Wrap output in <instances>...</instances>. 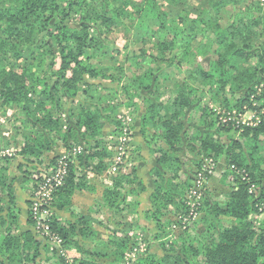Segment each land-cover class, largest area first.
Segmentation results:
<instances>
[{"label":"trees","instance_id":"trees-1","mask_svg":"<svg viewBox=\"0 0 264 264\" xmlns=\"http://www.w3.org/2000/svg\"><path fill=\"white\" fill-rule=\"evenodd\" d=\"M173 3L182 0H171ZM132 8V10H131ZM153 15L158 27L139 28L134 48L124 65H103L96 61L104 52L103 35L135 17ZM77 18L75 25L71 22ZM215 57L212 69L203 68L197 58ZM104 80L115 87L91 83ZM262 84V86H260ZM168 89V98L160 101ZM150 95H144V92ZM79 97L71 109V121L56 115L62 97ZM208 96L231 113L224 123L221 111L202 101L195 125L185 127L183 119L193 98ZM145 101L141 112L138 100ZM256 103V105H254ZM0 106H16L21 114L17 126L22 136L18 154L24 159L23 181L31 182L55 166L58 159L41 168L45 151L55 137L71 135L87 143L80 165L96 174L107 170L114 159L113 146L104 134L107 124L121 127L123 109L139 113L141 134L156 166L151 169L152 208L144 212L160 232L153 235L146 254L131 264H264V4L261 0H207L200 10L181 9L173 16L155 0L137 5L131 0H0ZM248 106L261 117L254 126L238 123L234 110ZM221 108V107H220ZM263 111V112H262ZM228 116V115H226ZM206 127L205 131L201 128ZM236 130L239 137L222 143L217 133ZM191 133V134H190ZM70 134V135H69ZM185 141L202 158L227 165L221 182L230 184L228 200H203L199 207L206 229L201 238L180 236V248L171 244L164 255L151 251L154 242L170 235L167 216L189 209L186 201L191 177L182 175L180 153ZM132 145V144H131ZM11 159L0 156V264H71L57 259L44 245L34 227L30 206L26 227L22 209L10 176ZM41 178V176L39 177ZM255 185L256 190L250 191ZM88 187L76 165L68 160V174L54 192L51 229L63 245L84 255L72 264H122L132 242L127 223L138 214L140 200L129 199L147 190L139 181L136 164L113 176L105 188L100 206L115 216L116 227L108 240L100 239L92 226V213L76 214L65 220L60 211L70 210L75 192ZM89 189L93 187L89 184ZM262 208V209H261ZM234 219L230 226L221 217ZM82 240V241H81ZM87 240L89 247H84ZM104 259V261H101Z\"/></svg>","mask_w":264,"mask_h":264},{"label":"rangeland","instance_id":"rangeland-1","mask_svg":"<svg viewBox=\"0 0 264 264\" xmlns=\"http://www.w3.org/2000/svg\"><path fill=\"white\" fill-rule=\"evenodd\" d=\"M95 1L97 5L101 4V0ZM131 1L140 6L144 0ZM155 1L162 6L163 10L165 8H169V11L173 16H177L181 9H189L192 12L198 11L204 7L207 2V0H182L181 2L176 1V3H173L171 0ZM152 18L153 15L143 18L140 21L136 20L135 17L125 19L122 25L112 28L109 32L104 34L103 42L105 54L96 61L102 62L103 65H124L126 56L130 55L133 51L134 40L140 37V34L137 33V30L139 28L145 29V27L153 28L159 26L158 24L152 22ZM76 22L77 18H75L71 24L75 25ZM214 60L215 57L212 55L200 56L197 58V62L207 70L212 69ZM88 81L91 83H100L105 87L116 86V84H111L104 80L100 81L88 79ZM260 86H262V84ZM162 91H164V94L161 96L160 101H162V99L166 100L168 98V89L165 88ZM144 95L149 96L150 92L146 91L144 92ZM78 99L79 97H71L69 95L62 97L61 103L63 104V107H61V110L58 108H53L54 113L56 115H60V117L67 122L71 121L70 112ZM138 101L141 112L145 111V101L143 99H139ZM202 101L209 102L210 105L215 107L218 111H221L222 115L227 113L226 115L228 116L224 115L221 118L223 123L227 120H231V113L226 111L222 105L213 103L208 96H203L202 98H193V103L189 107L183 119L187 129L189 127H193V125H195L194 121L198 120V107ZM254 105H256V103H254ZM134 110L135 109H123L121 114L123 125L121 127L107 124L104 128V134L106 135L110 145L113 146L115 154L113 164L103 173L96 174L86 165H80L78 156L80 154L86 153L87 143L82 138H78L76 141L70 134L67 140H65L63 134L64 132L55 137V143L50 150L45 151L44 162L41 164V168H43L45 165H48L52 159L57 157V163L62 157H66V159L72 160V162L75 163L78 176L85 177V180L88 182V187H84L80 190L78 189L72 197L71 209L62 210L60 211V214L65 220L76 221V214L92 213L94 218L98 220L94 221L92 226L97 230L98 237L104 240H108L112 230L116 227L115 216H113L114 214L111 212V210H109L107 207L100 206L105 188L113 184V176L118 172L120 173V170L126 172L129 167H132L135 164L137 166V174L140 182L144 183V179L151 175V163L154 159L150 156L145 138L140 131L141 125L139 113H133ZM233 112L239 115V117L234 118L238 119V123L241 122L243 125L254 126L261 121L258 111L248 106H246L243 111L234 110ZM18 125H21V114H19L18 108L16 106H0V156H8L11 159V163L9 165L10 176L13 178V186L18 197L19 206L21 207L22 212L24 211L22 213V225L23 227H26V217L29 211L28 201L30 199L32 201L30 209L34 219V227L38 225L43 226V220L46 217L50 218L54 211V206L52 205L54 195L50 203L53 211L50 213H45V208L39 209L38 211L33 210L35 202L34 187L38 186V183L42 181V178H39L40 175L35 179L34 176H31V182L28 183L23 181L24 169L19 165L24 163V159L18 154L19 146H21L22 143V136L18 132ZM125 129H128V135L126 136L128 138L130 136V142L127 149L125 150L124 148V151H121L120 146L122 145L123 141L121 139L125 137ZM201 130L205 131L206 127L201 128ZM217 135L218 139L222 143H229L230 138L239 137V132L232 130L230 132H224L221 134L217 133ZM187 144L188 141H185L180 156L182 158V175L191 177L192 179V187L186 196L189 209H184L179 211L177 214L172 213L167 216V219L170 221L167 227L168 231H170V235L162 237L161 239L154 242L155 244L151 248V251L156 252L161 256L166 253V250L161 249L160 243L165 242L167 250H170L172 243H175L176 249L180 248L179 245L181 241V235H189V237H193L195 240L201 238V234L204 233L206 229V224L203 218H201V211L198 210L202 205L203 200L207 197V199H211V201L216 199L220 203H225L228 200V194L231 192L230 184H223L221 182L224 171L227 168V165L225 166L226 162L223 164V166H220V163L217 164L215 161H213V159L202 158L203 163L199 167L195 165V163L200 157L198 158L196 153L191 152L188 149ZM8 150L10 151L11 155L8 154ZM119 152L124 159L122 164H117V156ZM223 160L225 161V158H223ZM55 166L49 167L47 171L49 173L53 172ZM115 166H118L117 171H113ZM219 166L223 168H219ZM197 181L200 184H198ZM89 184L93 187V189H89ZM195 188H198L200 193V205L198 206L197 210L192 208V204L196 202L197 198L193 193ZM255 190L256 186L253 185L250 191L255 192ZM142 194L143 192L138 198L137 195H129L130 201L139 199L140 205L138 207V214H130L126 220L127 223L135 227L136 230H130L129 232V236L133 240L125 252V257L123 258L122 264H131L133 261H136L142 257V255L146 254L148 243H151L153 235L160 232L157 224L154 221L145 218L144 216V212L151 209L152 204L150 200V194L149 197L147 196V199H143ZM261 218H264L263 212L262 214L260 213L258 215L257 221L260 222ZM235 222L236 221L234 219L224 216L221 217V223L224 225L230 226ZM37 232L43 237L44 245H46L51 252L56 254L58 260H61L62 257H65V259L72 264L76 258L84 255V252H80L76 248L67 249V247L64 245L59 246L51 238L44 236L42 234V230ZM86 242L87 243L83 245L84 247H89V243L91 244V247L93 246L92 241L89 242V240H87ZM101 261H104V259Z\"/></svg>","mask_w":264,"mask_h":264},{"label":"built area","instance_id":"built-area-1","mask_svg":"<svg viewBox=\"0 0 264 264\" xmlns=\"http://www.w3.org/2000/svg\"><path fill=\"white\" fill-rule=\"evenodd\" d=\"M262 2L264 3V0H262ZM127 130L128 129H125V133H124L125 137H123L121 139V140H123L122 145L120 146L121 151H124V148L126 150L128 147V144L130 142L129 141L130 136H129V138L126 136V135H128ZM7 152H8V154L11 155L9 150ZM123 162H124V159L122 158V155H120V152H119V154L117 156V164H122ZM117 170H118V166H115L113 168V171H117ZM67 174H68V159H66V157H62L58 161L53 172L49 173L48 171H45V172L40 174L42 181L38 183L37 187H34V200H35L34 206H33L34 211H38L39 209H43V208H45V210H44L45 213H48V212L50 213L51 211H53V208H52V206H50V203L53 199L54 192L59 186H61L64 183ZM197 183L200 184L198 181H197ZM193 193H194V196H196L197 198L195 197L196 202L192 204V208L194 210H197L198 206L200 205L199 189L195 188ZM192 214H193V212H192ZM195 217H196V215H195ZM42 224H43V226H39V225L36 226L35 227L36 230L37 231L42 230V234L44 236L51 238L59 246H62L63 245V239L60 237L59 234L55 233L51 229V227L49 225V218L48 217H46L43 220Z\"/></svg>","mask_w":264,"mask_h":264},{"label":"crops","instance_id":"crops-1","mask_svg":"<svg viewBox=\"0 0 264 264\" xmlns=\"http://www.w3.org/2000/svg\"><path fill=\"white\" fill-rule=\"evenodd\" d=\"M152 162V161H151ZM220 164V166H223V164L225 163V161L223 160V161H221V162H219ZM154 166H156V162H155V160H153V162L151 163V169L154 167ZM219 166V168H223V167H220ZM225 166H226V163H225ZM144 183H145V185H146V187H147V190L145 191V192H143V199H147V196L149 197V194L152 192V189H153V187H154V185H153V182H152V178H151V175H149V176H147V178L146 179H144ZM24 212V211H23Z\"/></svg>","mask_w":264,"mask_h":264}]
</instances>
